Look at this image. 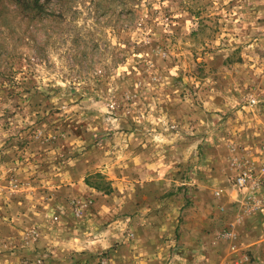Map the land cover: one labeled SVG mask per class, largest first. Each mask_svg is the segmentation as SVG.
I'll return each instance as SVG.
<instances>
[{"label": "rangeland", "instance_id": "rangeland-1", "mask_svg": "<svg viewBox=\"0 0 264 264\" xmlns=\"http://www.w3.org/2000/svg\"><path fill=\"white\" fill-rule=\"evenodd\" d=\"M41 1L0 0V264L255 262L264 0Z\"/></svg>", "mask_w": 264, "mask_h": 264}, {"label": "crops", "instance_id": "crops-1", "mask_svg": "<svg viewBox=\"0 0 264 264\" xmlns=\"http://www.w3.org/2000/svg\"><path fill=\"white\" fill-rule=\"evenodd\" d=\"M236 196V192L233 191L230 194V199L227 198V201H233ZM243 232V240H245L244 244L248 250L253 251L256 258L255 262L248 264H264V212L254 215L252 220H250L247 225H244ZM202 249L203 246L201 244H197L196 250L198 253H202ZM199 260L200 258L197 259V264ZM200 262L202 263L203 261Z\"/></svg>", "mask_w": 264, "mask_h": 264}, {"label": "built area", "instance_id": "built-area-1", "mask_svg": "<svg viewBox=\"0 0 264 264\" xmlns=\"http://www.w3.org/2000/svg\"><path fill=\"white\" fill-rule=\"evenodd\" d=\"M238 182L244 187L243 202L249 214L264 210V194L259 192L262 181L252 169H244ZM248 187V189L246 188Z\"/></svg>", "mask_w": 264, "mask_h": 264}, {"label": "trees", "instance_id": "trees-1", "mask_svg": "<svg viewBox=\"0 0 264 264\" xmlns=\"http://www.w3.org/2000/svg\"><path fill=\"white\" fill-rule=\"evenodd\" d=\"M34 2L37 3V4H39L38 6H40V8L43 7V6H45V4L41 0H34ZM96 186H98L100 189H103V187L99 183Z\"/></svg>", "mask_w": 264, "mask_h": 264}]
</instances>
